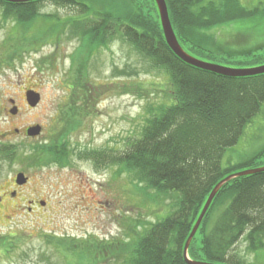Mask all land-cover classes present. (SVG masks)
<instances>
[{"label":"rangeland","instance_id":"1","mask_svg":"<svg viewBox=\"0 0 264 264\" xmlns=\"http://www.w3.org/2000/svg\"><path fill=\"white\" fill-rule=\"evenodd\" d=\"M86 1L95 4L93 0ZM105 1L134 4L136 8H132L137 10V16L142 3L151 4L149 0ZM240 1L253 7L261 0ZM142 7L149 14L142 17L148 24L154 7L150 12L145 5ZM37 9L36 18L19 27L12 17L4 16V7L0 6V135L7 137L0 141V146L8 148L5 154L17 156L16 160L11 157L4 163L0 158V164L16 166L12 164L19 162L18 156H23L24 163L14 167L13 172L23 171L28 175L31 183L26 189L46 201L43 208L33 212L28 210L27 203L13 211L7 202L0 209V264H129L130 244L148 223L168 215L176 202L175 195H157L153 190L148 196L142 195L128 175L119 172L120 165L110 163L97 168L91 159L78 157L76 152L104 147L117 149L118 153L125 150L127 141L140 135L149 117L148 109L168 102L172 94L170 79L120 34L108 38L100 48L93 49L94 45L83 43L82 33L72 29L74 18H81L76 10L51 1L39 3ZM113 9L110 12L116 13L117 8ZM118 9L121 15L130 10L127 6ZM221 35V43L206 41L205 44L231 50L238 59L246 58L242 52L248 50L264 52L262 20L257 24L245 21L226 26ZM244 67L256 66H239ZM78 71L86 86L90 84L95 97L92 108L88 109L91 115L82 117L81 130L70 137L72 148L69 149L75 150V154L67 165L33 163L28 160L32 155L26 157V149L31 152L37 143L48 144L50 136L59 132L55 125L61 117L60 110L71 102L74 84L79 82ZM29 89L41 95L35 107L25 99ZM11 98L15 99L13 104L9 102ZM15 106L20 111L18 116L11 112ZM37 124L42 128L40 135L23 136L26 128ZM17 129L20 134L15 133ZM19 142L24 144V151ZM252 158L255 159L251 165L245 164ZM223 165H240L237 172L264 167V106L247 125L239 142L226 151ZM3 173L5 179L11 178V167ZM1 177L0 184L4 180ZM149 195L156 197L157 203ZM227 202L225 196L215 202L206 219V231L213 227ZM197 240L199 245L201 234ZM88 243L93 251L101 243L107 245L105 249L101 245V256L94 263L81 253ZM245 246L240 242L236 254L249 261L256 260L255 264H264V252L256 259L246 252Z\"/></svg>","mask_w":264,"mask_h":264},{"label":"trees","instance_id":"2","mask_svg":"<svg viewBox=\"0 0 264 264\" xmlns=\"http://www.w3.org/2000/svg\"><path fill=\"white\" fill-rule=\"evenodd\" d=\"M43 1L77 11L81 18H74L72 29L82 33L86 45L100 48L108 38L120 34L169 77L172 94L168 102L148 109L149 117L140 135L130 138L125 150L118 153L117 149L104 147L76 152V156L91 159L97 168L110 163L120 165L119 172L127 174L142 195L148 196L150 190L157 195H175L176 202L168 215L148 223L130 244L129 264H188L184 258L185 243L208 196L240 166H224L223 157L262 112L264 74L228 77L180 59L166 43L155 0H149L152 5L142 3L149 12L154 7L148 24L142 17L149 14L141 5L137 16L133 3L122 4L130 8L126 15L118 13V8L123 7L121 4L105 0H93V5L86 0L17 3L0 0V6L4 7L6 18L12 17L19 27H24L36 18L37 5ZM166 1L177 39L190 56L231 68L264 64V52L248 50L242 52L246 58L238 59L231 50L223 51L221 46L214 49L205 44L206 41L221 43L220 37H225L221 35L222 29L226 26L245 21L264 22V0L253 7L244 6L240 0ZM111 7L117 8L116 13L110 12L114 11ZM80 73L76 74L80 77L70 95L71 102L60 110L61 117L55 125L59 132L50 136L48 144L34 147L35 152L27 154L32 157L26 155L33 163L70 164L75 154V150L69 149L72 148L70 137L81 130L82 117L91 115L88 109L92 108V97H95ZM7 149L4 147L2 152L7 153ZM254 159L245 164L251 165ZM221 196L228 202L213 227L206 231V219ZM150 199L154 203L158 201L154 196ZM200 234L202 241L198 245ZM240 242L246 244V252L256 259L264 252V171L236 177L220 189L191 241L188 255L193 261L255 264L256 260L249 261L236 254ZM101 245L104 249L107 246ZM100 247L93 251L88 243L81 248V253L94 263L101 256Z\"/></svg>","mask_w":264,"mask_h":264},{"label":"water","instance_id":"3","mask_svg":"<svg viewBox=\"0 0 264 264\" xmlns=\"http://www.w3.org/2000/svg\"><path fill=\"white\" fill-rule=\"evenodd\" d=\"M8 3H17V2H22V1H33V0H3ZM158 10H159V15H160V21L162 25V30L164 33V37L166 40V43L170 47V49L183 61L186 63L202 68L204 70H208L211 72H215L218 74H221L223 76H228V77H241V76H255V75H260L264 74V64L261 66H256V67H250V68H231V67H226L222 66L219 64L207 62L204 60H200L198 58H195L193 56H190L180 45L176 33L174 31L170 14H169V8L166 0H155ZM27 99L30 104V106L35 107L41 100V95L35 91V90H28L27 93ZM17 112V109H13L12 113L15 114ZM41 132V126L36 125L34 127H31L28 129V134L30 136H36L39 135ZM264 171V167L260 168H254V169H248V170H243L240 172L233 173L226 178L222 179L211 191L210 195L208 196L204 207L185 243L184 247V258L188 264H216V263H211V262H205V261H193L189 258L188 255V250L189 246L191 244V241L195 237L200 225L202 224L214 198L220 191V189L227 184L230 180L240 177V176H246V175H251V174H256ZM24 175L19 174L18 175V180L19 181H24Z\"/></svg>","mask_w":264,"mask_h":264},{"label":"flooded vegetation","instance_id":"4","mask_svg":"<svg viewBox=\"0 0 264 264\" xmlns=\"http://www.w3.org/2000/svg\"><path fill=\"white\" fill-rule=\"evenodd\" d=\"M29 90H33V89H29ZM27 91H26V93H27ZM25 99L28 102L26 94H25ZM9 102H11V104H13L15 102V99L11 98L9 100ZM28 104H29V102H28ZM15 107L17 109V112L15 114H13V113L12 114L14 116H18L20 114V111H19L18 106H15ZM34 126H36V125H34ZM34 126H29L28 128H26L25 133H24L23 136L24 137L36 138V136H30L28 134V129H30L31 127H34ZM41 130H42V128H41ZM15 133L16 134H20L21 132H20L19 129H17V130H15ZM41 133L42 132H40V134ZM1 136H3V138L0 139V141L7 140L6 134H2V135H0V137ZM4 143H6V142H4ZM38 144L39 143H37L36 145L34 143H31V144L29 143L28 145L38 146ZM18 146H20V148H22L21 150L24 151V144L22 142H19ZM3 147H4L3 145L0 146V158H2V163H4L7 159H10L11 157H13L14 160H16V157H17L16 155L13 154L12 156H10L9 154L3 153L2 152ZM31 153H33V150H31V152H29V150L26 149V155L27 154H31ZM21 154H23V153H21ZM18 160H19V162L12 164V165L16 164V166H11L9 163L6 164L8 168L11 167V169H12V174L10 175L11 178H9L8 180L5 179L6 177H5L4 173H3L4 169L7 168V167L0 164V175L2 176L1 178L4 179L2 181V183L0 184V209L4 208L7 202L10 204V206H11L10 208L13 211L20 209L24 204L27 203L28 210L33 212L38 207L43 208L45 206V204H46V201L39 200L38 199L39 195H36L35 192L29 191V190L26 189L27 186L31 183V179H30V177L28 175H26L23 171H15V172H13V168L14 167H17V165H20V164L24 163L23 156H18ZM24 160H25V158H24ZM19 174H23L24 175V178H25L24 181H19L18 180V175Z\"/></svg>","mask_w":264,"mask_h":264}]
</instances>
